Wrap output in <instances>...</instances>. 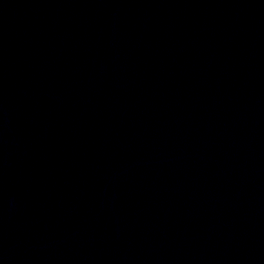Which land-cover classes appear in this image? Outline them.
Instances as JSON below:
<instances>
[{"label": "water", "instance_id": "obj_1", "mask_svg": "<svg viewBox=\"0 0 264 264\" xmlns=\"http://www.w3.org/2000/svg\"><path fill=\"white\" fill-rule=\"evenodd\" d=\"M0 264H264V0H0Z\"/></svg>", "mask_w": 264, "mask_h": 264}]
</instances>
